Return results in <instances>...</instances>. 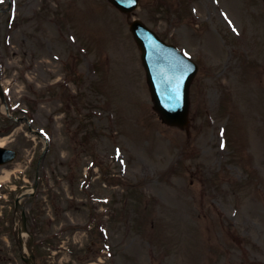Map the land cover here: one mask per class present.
<instances>
[{
    "label": "rangeland",
    "instance_id": "rangeland-1",
    "mask_svg": "<svg viewBox=\"0 0 264 264\" xmlns=\"http://www.w3.org/2000/svg\"><path fill=\"white\" fill-rule=\"evenodd\" d=\"M8 1L0 140L16 157L0 166L11 173L0 264H24L14 201L39 159L36 193L22 200L35 264H264V0L235 14L211 0H140L129 17L107 0ZM133 19L198 67L187 130L152 110Z\"/></svg>",
    "mask_w": 264,
    "mask_h": 264
},
{
    "label": "water",
    "instance_id": "water-1",
    "mask_svg": "<svg viewBox=\"0 0 264 264\" xmlns=\"http://www.w3.org/2000/svg\"><path fill=\"white\" fill-rule=\"evenodd\" d=\"M120 12L129 15L138 5V0H108ZM129 29L141 52L146 71L147 83L153 101V110L168 126L184 129L188 123L190 83L197 71L195 64L184 58L174 47L163 44L158 37L140 21H133ZM15 158V152L0 149V165ZM36 183L33 186L35 190ZM27 197V196H25ZM16 210L21 211V228L26 231L25 213L19 200ZM29 258L21 259L26 264H34L32 239L27 245Z\"/></svg>",
    "mask_w": 264,
    "mask_h": 264
},
{
    "label": "bare ground",
    "instance_id": "bare-ground-1",
    "mask_svg": "<svg viewBox=\"0 0 264 264\" xmlns=\"http://www.w3.org/2000/svg\"><path fill=\"white\" fill-rule=\"evenodd\" d=\"M213 2H216L218 6L220 7H228V9L233 13L235 14L236 11L238 9V6L241 4V0H211ZM226 17H227V20H228V23L231 27H234V23H233V19L231 18V16L229 14L226 13ZM211 48V51H212V54L217 57L218 54H217V50H218V47H217V42L212 38L210 37V40H209V46ZM2 110L6 113V109H5V106L3 105L2 106ZM257 143H253V146L254 147H258L259 145L256 146ZM262 144H260L261 146ZM4 147V141L3 140H0V148H3ZM262 149H264V146L262 145ZM259 150H260V147H259ZM261 152V151H260ZM4 176H1L0 177V180L2 179H6L9 177V175L11 174L10 172H3ZM24 193V192H22ZM20 196V195H19ZM182 198V197H181ZM184 198V197H183ZM182 198V199H183ZM168 201H171L173 203V205H175L174 207H176V209H178L179 211H181V213L178 214L177 212V216L178 218H181L183 219L184 221H189L190 218L187 217V213H186V209H187V205H186V202L184 200H181L178 198V194L175 192V193H171V195L168 196ZM256 210V205H255V202H246V204L244 205L243 207V211L244 212H251V215L253 218L255 215L253 211ZM241 219L244 221V222H247L249 220V218H246L245 216H240ZM25 235L23 234L22 237H24ZM22 247L25 248V242L23 240L22 242ZM87 264H97V263H87Z\"/></svg>",
    "mask_w": 264,
    "mask_h": 264
},
{
    "label": "snow or ice",
    "instance_id": "snow-or-ice-1",
    "mask_svg": "<svg viewBox=\"0 0 264 264\" xmlns=\"http://www.w3.org/2000/svg\"><path fill=\"white\" fill-rule=\"evenodd\" d=\"M0 3H3V0H0Z\"/></svg>",
    "mask_w": 264,
    "mask_h": 264
}]
</instances>
